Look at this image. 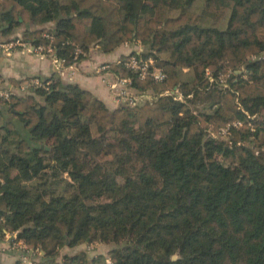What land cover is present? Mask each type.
I'll list each match as a JSON object with an SVG mask.
<instances>
[{"label": "trees", "instance_id": "16d2710c", "mask_svg": "<svg viewBox=\"0 0 264 264\" xmlns=\"http://www.w3.org/2000/svg\"><path fill=\"white\" fill-rule=\"evenodd\" d=\"M195 1L0 0L2 33L54 23L24 36L66 66L88 56L77 46L140 41L167 73L140 78L126 67L136 50L108 63L156 94L136 106L111 109L56 77L1 98L0 238L17 232L40 264H264V0H209L230 12L224 29L203 25ZM94 243L112 244L109 257L61 256Z\"/></svg>", "mask_w": 264, "mask_h": 264}, {"label": "crops", "instance_id": "0c3cea01", "mask_svg": "<svg viewBox=\"0 0 264 264\" xmlns=\"http://www.w3.org/2000/svg\"><path fill=\"white\" fill-rule=\"evenodd\" d=\"M1 24V23H0ZM54 23L34 25L32 22L22 23L12 34L5 35L0 26V40H11L22 37L32 43L30 37L24 36L28 25L30 29L52 26ZM100 25H97V30ZM100 31V30H99ZM141 42L125 43L112 52H104L102 45L94 43L90 47L89 54L80 62L70 66H61L54 58L43 56L37 52L29 53L23 48L17 49L13 55L8 56L0 51V91L12 90L20 93L21 86L34 78H60L64 83L78 85L93 92L104 100L111 109L118 107L111 85L117 81V75L111 70H102L104 64L117 62L122 55L142 48ZM1 100V97H0ZM11 114L5 105L0 102V121H8ZM6 235L0 238V264H16L19 260V250L10 247L11 232L5 230Z\"/></svg>", "mask_w": 264, "mask_h": 264}, {"label": "built area", "instance_id": "2783aa9c", "mask_svg": "<svg viewBox=\"0 0 264 264\" xmlns=\"http://www.w3.org/2000/svg\"><path fill=\"white\" fill-rule=\"evenodd\" d=\"M44 37L53 40L54 35L50 33H44ZM28 51L29 53L37 52L43 56H48L54 58L62 67L66 66L64 59H59L56 56V51L54 47L46 46L43 44L34 45L29 40H25L22 37H17L11 40H0V51L5 53L8 56L13 55V53L19 49ZM137 54L132 55L129 60L126 62V67L137 72L140 78L144 79L148 76L152 77L155 83H162L167 79V73L163 68L156 65V60L153 56L144 57L142 53L144 48L136 49ZM88 52H85L80 47L75 49V59H78L80 56H86ZM102 70H108L109 65L104 64L101 66ZM207 74L211 77V71L207 70ZM48 84H45L41 78H34L30 82L21 86L22 92H28L31 88H48ZM133 79L131 77L118 76L117 81L111 85L113 94L118 105H129L136 106L138 104L144 103L147 100L154 99L156 94H153L149 91L139 93L133 87ZM12 90H1L0 97L6 101H10L13 96ZM181 98V97H180ZM264 115V112H263ZM243 122L241 120L234 121L227 124L226 127L221 128L220 136L227 137L233 128L241 127ZM10 247L14 250H19V260L22 264H40L39 258L37 255L40 253L39 249L30 250L21 240H17V232L11 234Z\"/></svg>", "mask_w": 264, "mask_h": 264}, {"label": "rangeland", "instance_id": "374dc122", "mask_svg": "<svg viewBox=\"0 0 264 264\" xmlns=\"http://www.w3.org/2000/svg\"><path fill=\"white\" fill-rule=\"evenodd\" d=\"M191 10L197 11V12L203 14V16H204L202 19L203 25H205V26H216V27H219L222 29H224L226 27L227 22H228V18L230 16V12L221 11V9H219L215 4H213L209 0H196L194 5L192 6ZM251 58H255V57L252 55ZM191 75H192L191 70L184 69L182 72V77L185 79ZM230 75L231 74H227L226 76L222 75L221 78H222L223 82L228 80ZM38 98L41 102L44 101V99L42 97H38ZM202 106H203L202 104H199V108H201ZM119 134L123 135L125 133L119 132ZM218 138L222 139L223 137L218 135ZM225 139L228 140L229 136L225 137ZM197 141L199 142V144H202V138L198 139ZM50 142H48V144H50ZM117 150H120V148L118 147ZM109 158L112 159V156H109ZM219 160H220V158H219ZM64 176L67 177L69 179V181L72 182L69 174H65ZM72 192L75 193L74 190H72V188H69L68 191H64V185L60 186L58 189V194H64L66 196L70 195ZM112 247H113L112 244L108 245V244H104V243L103 244L102 243H100V244L94 243V244H90V245L83 244L81 247H74V248L65 247L61 250V256L64 255L65 253L76 254V253H80V252L85 250L89 253L90 256L103 255V256L109 257V252H110V249ZM60 259H61V257H60Z\"/></svg>", "mask_w": 264, "mask_h": 264}, {"label": "water", "instance_id": "95a60500", "mask_svg": "<svg viewBox=\"0 0 264 264\" xmlns=\"http://www.w3.org/2000/svg\"><path fill=\"white\" fill-rule=\"evenodd\" d=\"M176 256H174V258H175Z\"/></svg>", "mask_w": 264, "mask_h": 264}]
</instances>
